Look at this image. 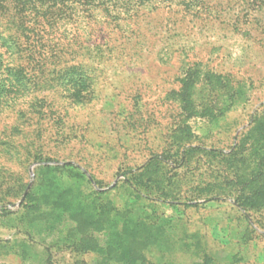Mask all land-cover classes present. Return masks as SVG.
<instances>
[{"label": "rangeland", "instance_id": "obj_1", "mask_svg": "<svg viewBox=\"0 0 264 264\" xmlns=\"http://www.w3.org/2000/svg\"><path fill=\"white\" fill-rule=\"evenodd\" d=\"M21 15L0 7V29L18 33ZM35 22L25 26L42 49L37 74L0 92V264H38L43 252L47 264H100L65 238L79 230L68 209L90 204L164 218L200 240L211 264H264V202L241 196L264 122V0L154 2L122 19L64 9ZM15 47L0 40L4 63L21 62ZM71 66L83 80L67 76ZM196 66L189 112L179 92ZM213 73L231 87L247 82L248 101L226 109ZM34 188L42 212L26 217Z\"/></svg>", "mask_w": 264, "mask_h": 264}, {"label": "trees", "instance_id": "obj_2", "mask_svg": "<svg viewBox=\"0 0 264 264\" xmlns=\"http://www.w3.org/2000/svg\"><path fill=\"white\" fill-rule=\"evenodd\" d=\"M154 2L175 3L189 8L200 5L203 0H0L1 8L5 9L12 3L17 12L22 14V25L18 33L7 34V29H0L1 39H15L14 53L21 61L4 63L3 59H0V69L5 75L0 83V92L8 91L13 86L28 88L37 74L39 67L33 64L32 60L42 54V49L36 48L30 40L36 29H30L29 25L25 26V24L36 23L35 21L40 18L48 20L64 9L87 11L102 9L115 19H122L134 13L139 7ZM4 54L5 52L1 50L0 57ZM199 72L200 67L197 66L189 70L179 92L183 107L189 112L193 103V91L200 76ZM65 73L73 77L75 82L84 79L83 72L79 73L76 66L68 67ZM209 77L210 82H214L212 79L216 77L215 80L227 88L224 103L227 104L226 109L248 101L247 82H240L231 87L227 79H223L220 75L213 73ZM253 143V152L257 159L253 163L252 171L248 175L244 174L245 184L241 189V196L246 203L264 202V122L254 128ZM43 202L41 192L36 188L30 189L22 202L26 217H30L34 212H42ZM73 210L75 215L72 213ZM68 211L71 212L70 217H74L78 222L79 230L67 234L65 238L68 237L69 241L84 250L97 253L101 257L100 264H180L178 252L181 251L189 254L187 264H211L214 259L203 250L200 240H196L193 234L182 235L173 231V225L167 224L164 218L151 219L143 215H132L114 207L103 205L95 207L91 204L87 205L82 213L75 208H69ZM11 245L12 248H17L15 242H11ZM151 251L158 253L157 263L147 257L148 252ZM49 258L46 252L38 254V264H47Z\"/></svg>", "mask_w": 264, "mask_h": 264}]
</instances>
